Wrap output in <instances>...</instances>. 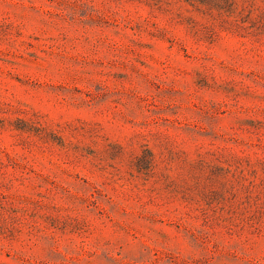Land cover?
Here are the masks:
<instances>
[{
  "label": "rangeland",
  "instance_id": "374dc122",
  "mask_svg": "<svg viewBox=\"0 0 264 264\" xmlns=\"http://www.w3.org/2000/svg\"><path fill=\"white\" fill-rule=\"evenodd\" d=\"M0 264H264V0H0Z\"/></svg>",
  "mask_w": 264,
  "mask_h": 264
}]
</instances>
